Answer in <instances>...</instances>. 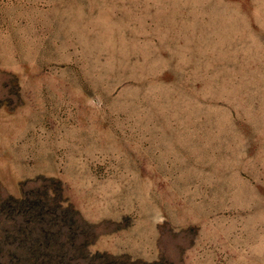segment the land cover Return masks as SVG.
<instances>
[{
	"label": "rangeland",
	"instance_id": "rangeland-1",
	"mask_svg": "<svg viewBox=\"0 0 264 264\" xmlns=\"http://www.w3.org/2000/svg\"><path fill=\"white\" fill-rule=\"evenodd\" d=\"M0 264H264V0H0Z\"/></svg>",
	"mask_w": 264,
	"mask_h": 264
}]
</instances>
